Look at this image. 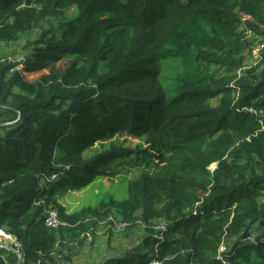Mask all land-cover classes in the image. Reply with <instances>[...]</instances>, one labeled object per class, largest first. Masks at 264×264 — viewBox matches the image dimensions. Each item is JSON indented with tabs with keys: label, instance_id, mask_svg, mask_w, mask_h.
<instances>
[{
	"label": "trees",
	"instance_id": "16d2710c",
	"mask_svg": "<svg viewBox=\"0 0 264 264\" xmlns=\"http://www.w3.org/2000/svg\"><path fill=\"white\" fill-rule=\"evenodd\" d=\"M35 30L21 71L0 60V124L16 121L0 125V230L20 246L0 245L23 264H74L104 222L144 236L91 264H264V49L244 68L264 0H0V41ZM131 171L123 199L61 203ZM18 259L0 247V264Z\"/></svg>",
	"mask_w": 264,
	"mask_h": 264
},
{
	"label": "rangeland",
	"instance_id": "374dc122",
	"mask_svg": "<svg viewBox=\"0 0 264 264\" xmlns=\"http://www.w3.org/2000/svg\"><path fill=\"white\" fill-rule=\"evenodd\" d=\"M71 11H75L74 6L69 9V14ZM39 31L35 30L30 34L29 37L23 39L22 41L16 43H0L3 46H0V56L6 58L8 56L22 58L26 55V43L27 40H33L34 38L39 36ZM248 36L253 38L254 33L249 31ZM258 43L255 45L257 46ZM254 46V47H255ZM18 53V54H14ZM244 54L247 56V63L254 64V55L250 53L247 49ZM72 57H68L66 59H62L57 62H52L49 65L48 69H45L38 73H29L26 72V77L29 80H35L40 77L42 73H49L50 71H63L70 59ZM145 136L140 138L132 137L131 135H124L122 137V141L126 146H136V145H144L147 147L148 145L145 143ZM100 149V145L97 142L90 151H85V158L92 157L96 150ZM216 163L212 164L210 168H215ZM136 171H131L128 173H123L118 177L108 179L104 178H95L86 186L82 187L78 190H70L65 195L61 196L60 200L63 205H65L70 211L79 210L86 205H97L103 193L106 191H111L115 194L119 199H123L127 196L128 192V182L134 176H136ZM57 179V178H56ZM139 230L135 235L126 236L125 232H116V236L111 237L110 232L104 225H101L100 228L96 231L95 235L89 237L88 241H86V250L83 251L74 261V264H91L92 262L99 260L103 256L111 255L110 253L117 252L120 250H124L129 248L130 250L134 248L137 244H139L144 236V231L142 228H138ZM127 251V250H125ZM112 253V254H113Z\"/></svg>",
	"mask_w": 264,
	"mask_h": 264
},
{
	"label": "built area",
	"instance_id": "2783aa9c",
	"mask_svg": "<svg viewBox=\"0 0 264 264\" xmlns=\"http://www.w3.org/2000/svg\"><path fill=\"white\" fill-rule=\"evenodd\" d=\"M264 39V37H263ZM264 49V40L258 44L257 46H253L251 50H249L250 53H253L254 55V64H257L261 59H262V50ZM26 57V56H25ZM25 57H22V58H18V57H13V56H8L7 58H1V62L5 59H8L10 61H12L14 63V66L11 68V71H21L22 68H23V63L25 61ZM254 64H246L244 66V68H247V67H250ZM252 111V109H251ZM57 174H53L50 178L48 179H45L46 181H53L57 178ZM44 203V200H40V201H36L35 200V203ZM111 218V217H110ZM45 223L47 226L49 227H56L58 226L59 224H61L62 222L59 220V217H58V213L56 210H50L48 215L46 216V219H45ZM165 224L166 222L164 223H161L159 225H157V227H160L161 228H165ZM101 225H104V222H101L100 223V226ZM114 225H115V228L116 230H121V228L125 227L127 224L126 222H118L117 220H114ZM166 229V228H165ZM0 237L5 240L6 242H12V243H15V245L17 246H20L19 243H17L15 241V239L13 238L12 235L10 234H7L4 230H0ZM161 237H163V235H161ZM248 239L252 240V241H255V236L254 235H250L248 237ZM225 249V246L223 245L221 247V250H224ZM219 258H222L221 255L218 256Z\"/></svg>",
	"mask_w": 264,
	"mask_h": 264
},
{
	"label": "water",
	"instance_id": "95a60500",
	"mask_svg": "<svg viewBox=\"0 0 264 264\" xmlns=\"http://www.w3.org/2000/svg\"><path fill=\"white\" fill-rule=\"evenodd\" d=\"M19 114L21 115L20 112H19ZM19 118H20V117H19ZM19 118H18V119H19ZM14 122H16V121L9 122V123H1L0 125H4V126H6V125L12 124V123H14ZM0 247L6 248V249H12V250H13L14 252H16V253L18 254V256H19L18 264H23V260H24V258H23V253H22L20 250H18V249H13L12 247L7 246V245H0Z\"/></svg>",
	"mask_w": 264,
	"mask_h": 264
},
{
	"label": "crops",
	"instance_id": "0c3cea01",
	"mask_svg": "<svg viewBox=\"0 0 264 264\" xmlns=\"http://www.w3.org/2000/svg\"><path fill=\"white\" fill-rule=\"evenodd\" d=\"M0 43H5V42L0 41ZM0 46H3V45L1 44ZM14 54H18V53H14ZM0 58H3V57L0 56ZM10 63H11V68H12L14 66V63L12 61H10ZM68 210L70 211V209Z\"/></svg>",
	"mask_w": 264,
	"mask_h": 264
},
{
	"label": "clouds",
	"instance_id": "9594fccd",
	"mask_svg": "<svg viewBox=\"0 0 264 264\" xmlns=\"http://www.w3.org/2000/svg\"><path fill=\"white\" fill-rule=\"evenodd\" d=\"M58 178V177H57ZM56 180V179H55ZM37 201V200H36ZM14 238V237H13ZM15 239V238H14ZM15 241H16V239H15ZM17 242V241H16ZM18 243V242H17ZM17 246V245H16ZM19 250V249H18Z\"/></svg>",
	"mask_w": 264,
	"mask_h": 264
}]
</instances>
